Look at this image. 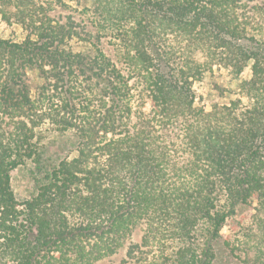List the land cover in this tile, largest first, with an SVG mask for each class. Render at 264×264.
<instances>
[{"label":"trees","instance_id":"1","mask_svg":"<svg viewBox=\"0 0 264 264\" xmlns=\"http://www.w3.org/2000/svg\"><path fill=\"white\" fill-rule=\"evenodd\" d=\"M69 1L78 16L50 14ZM263 13L262 0H0L23 31L0 37V264H94L129 239L119 264H216L251 199L258 253L243 263L264 264ZM214 63L250 66L246 105H196ZM134 76L149 111L133 107ZM54 132L72 136L63 157Z\"/></svg>","mask_w":264,"mask_h":264},{"label":"rangeland","instance_id":"2","mask_svg":"<svg viewBox=\"0 0 264 264\" xmlns=\"http://www.w3.org/2000/svg\"><path fill=\"white\" fill-rule=\"evenodd\" d=\"M261 1V0H260ZM264 1V0H262ZM46 2V1H44ZM68 8L56 5L49 10L50 14L55 17H64L69 13L75 16L81 12V6L70 3ZM79 10V11H78ZM264 22V13L262 15ZM0 37L18 40L23 37V31L16 23H8L0 18ZM115 39L111 36L103 39V49L114 56L112 46H114ZM194 57L202 61L203 57L200 52L194 54ZM251 77L250 66H246L238 75H235L230 68L224 67L214 63L210 68L203 72L202 77L193 81L192 88L196 93V105L201 106L205 111H210L214 106L229 105L232 101L239 98L241 105L247 104V98L242 95L240 82ZM37 81V78H34ZM131 85L133 89V107L135 110L142 108V110L149 111V99L143 98L139 95L140 85L136 83V76L132 77ZM135 118L133 117V120ZM50 133H48L49 137ZM51 139L54 142L60 140L65 144V149H62L60 142L56 143L53 150L61 157L67 154V147L72 136L70 134H58L54 132L51 134ZM11 185L14 192L20 197H28L31 192L32 180L27 176L26 170L22 167L14 170L11 176ZM262 212L260 204L256 199H251L247 203L238 204L235 209L234 220L230 221L221 229V237L216 241L217 260L216 264H244L246 260L245 254L251 260L257 253L258 249L254 245L256 240V224L258 225V218H254L256 214ZM141 231L139 228L132 233L131 240L139 241ZM130 239L113 255L105 257L96 261L94 264H119L121 258L125 256L126 248ZM226 242L229 245H226ZM235 248V255H231V249ZM247 251V252H246ZM243 252V253H242ZM241 254V255H240Z\"/></svg>","mask_w":264,"mask_h":264}]
</instances>
